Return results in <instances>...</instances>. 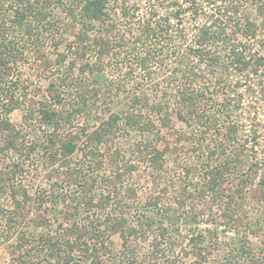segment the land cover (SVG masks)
<instances>
[{
	"label": "trees",
	"instance_id": "16d2710c",
	"mask_svg": "<svg viewBox=\"0 0 264 264\" xmlns=\"http://www.w3.org/2000/svg\"><path fill=\"white\" fill-rule=\"evenodd\" d=\"M169 2L173 7L165 9L171 13L163 19L137 18L142 36L132 43L126 42L125 33L116 34L112 17L118 10L128 25L136 20L137 10L127 7L125 0H0V241H12L11 256L18 264H103L112 253L108 245L112 233L119 235L125 249L130 238L146 241L153 235L152 249L157 250V245L164 243L167 253H172L178 246L174 239L179 232L177 213L187 209L193 214V204L199 203L200 197L207 207L219 204V217L214 221L236 228L253 226L248 214L236 213L240 204L251 198L264 208L262 165L254 157L253 164L248 162L252 174L237 182L233 170L241 153L232 145L238 127L245 126L240 112L234 115L236 106H243L235 101L241 94L240 83L246 75L264 77V54L246 43L257 33H264V0ZM243 3L254 12L253 19L241 18L239 10ZM184 14L196 26L191 35L182 26ZM68 35L74 41L67 46ZM45 42L54 50L51 57L39 55ZM136 46L141 52H135ZM27 49L34 62H44L45 70L54 66L57 71L55 77L48 79L38 101L26 97L28 87L20 83L16 74ZM120 50L124 53L118 55ZM127 54H131V59ZM116 56H121L118 60H128V67L118 80L105 84L106 64L115 61ZM168 61L173 66L166 70L164 82L157 89L154 69L158 67L164 74L162 70ZM137 71L144 78L136 79L132 86L139 90L144 81H149L156 88L150 97L132 93L129 111L124 116L109 115L92 132L80 128V133H64L65 127L73 129L80 122L85 126L84 113L91 110L90 102L99 94L108 98L121 93L128 78L133 79ZM215 90L226 92L218 105L213 103V97L219 96ZM249 92L253 94L255 89L251 87ZM23 105L26 119L35 120L46 129L42 143L25 142L21 130L10 121L9 115ZM140 108L147 116H141ZM172 113L186 127L193 123L202 127L195 139L197 145H192L190 151L198 164H183L177 173L180 190L175 198H167L168 190L161 188L140 200L136 191L122 186L123 175L131 176L140 164H146L153 184L158 186L160 173L168 172L164 156L170 147L168 137L153 133L156 126L151 117L157 118L164 128ZM127 127L146 141L133 145L124 161L120 150L107 146L115 134ZM208 133L214 134L215 142L203 145V137ZM37 151L46 156L42 162L43 178L49 177L47 190L41 192L32 189L31 181H27L29 185L23 181L29 173L30 158ZM73 156L82 157L86 166L93 169L88 178H81L78 169L70 165ZM35 170L37 177L43 172L37 167ZM196 173L201 176L200 182L190 179ZM54 174L62 175L61 182L51 181ZM224 184L225 199L218 197ZM64 185L75 189H64ZM245 190L250 198L244 196ZM138 201L143 202L146 210L135 209ZM171 209L174 211L168 221ZM42 210L57 222L54 231L28 237L20 225L25 224L32 211ZM33 224L49 228L40 221ZM254 226L255 234L264 233V215L254 220ZM204 230L188 239L189 252L185 255H190L191 261L184 258V263L162 260L154 264L206 262L217 241V227ZM261 244L259 251L264 253V237ZM252 253L245 238L239 249L225 258L233 260L220 264H264V257L259 260ZM126 258L127 264L136 262L135 256Z\"/></svg>",
	"mask_w": 264,
	"mask_h": 264
},
{
	"label": "rangeland",
	"instance_id": "374dc122",
	"mask_svg": "<svg viewBox=\"0 0 264 264\" xmlns=\"http://www.w3.org/2000/svg\"><path fill=\"white\" fill-rule=\"evenodd\" d=\"M170 0H125V3L127 4V7L136 9L137 12L135 16L136 20L132 21V25H128V22L126 20L121 19L120 15L118 14L119 11L117 10V13L115 15H112L114 18V24L116 25V34L122 35L125 33V39L126 42L134 43L135 39L141 38L140 34V26L138 24L137 18L146 19L148 16H155L157 19H163L165 15L170 14L171 12L168 9L172 4L170 5ZM176 1V0H174ZM179 1V0H178ZM181 1V0H180ZM182 1H188V0H182ZM121 3L118 4L121 5ZM170 5V6H169ZM173 7V6H172ZM250 7L248 5L244 6L243 4H240V16L241 18L243 16H248L251 19L254 18V12L252 10H249ZM62 13H59L58 16L62 18ZM182 26H184L185 30L189 35L191 33H194L195 25L190 20L189 16H186V14L182 15ZM189 17V19H188ZM177 23V20H174ZM179 25V23L177 24ZM179 27H177L178 29ZM175 30V29H174ZM69 40L65 43L67 46L71 43H73V37L71 35H68L67 37ZM43 42V41H42ZM249 48L257 49L260 51V54H264V33H257L256 37L253 38V40H249L248 42ZM48 42H45L42 44V52L39 54L41 56L45 57H51V54L53 53V48L48 45ZM66 46V45H64ZM135 52H141V49L136 46ZM62 49V48H61ZM122 51V52H121ZM117 50H114V53H116ZM123 50H120L118 52V55L123 54ZM129 58L131 59V54H127ZM30 54V50L27 49L25 55L23 56V60L21 63H18V67L16 70L17 76L20 77V83L22 81L23 85L27 86V93L26 97L31 98L34 101H38L40 98L41 93L46 88V84L48 79L51 80L53 77L56 76L57 71L55 70V67L52 66L48 69H44V62L42 63H36L34 62V57ZM117 57V58H116ZM115 61H110L106 64V67H108L105 71V78L106 83L111 84L116 79L118 80L125 71V68L128 67V60H118L121 56H116ZM41 61V59H39ZM173 66V63L171 61L167 62V65L165 66L164 74L158 71V67L154 69L155 73V79L154 81H157V89L158 85L160 86L164 81V76H166V70L169 71L171 67ZM36 67V68H35ZM168 67V69H167ZM35 71H34V70ZM43 69V71H41ZM20 74V75H19ZM54 75V76H53ZM134 78L131 77L128 78V84L124 91L117 94L116 96H102L99 94L97 96L96 100H92L90 102V108L91 110L87 113H84V119H85V126H81L82 122H80L79 126L76 125L71 129V127H65L64 133H67V131H76L80 133V128L86 129L87 132H92L93 130L97 129L101 126L102 121H105L109 115L112 114H120L121 116L126 114V111H129V99L130 95L132 93H139L149 96L153 94V91L156 88H153V86H150L149 81H144L142 83L143 86H139V90H134L135 86H132V83L138 78L143 77L144 75H141V72H135L132 75ZM226 87H228L225 84ZM97 87H100L98 85ZM225 90H229V88H226ZM253 87L255 89V93L251 94L250 89ZM152 88V90H151ZM241 92V94L238 93L236 96L235 101L238 104V101L242 103L243 106H236L235 114L236 112H240L241 119L245 121L244 127H238V133L237 138H235L232 141V145L235 149H238L240 154L239 160L236 163V170H233V174L236 178V181H242L245 179V176H249L248 167H250L249 163L255 162L254 157H256L259 160V163L262 165V170L260 171L261 174L264 175V77L263 76H257V77H251V76H245L240 83V86L238 88ZM137 91V92H136ZM173 91V90H171ZM218 91V97H213V103H216L217 105L220 104L225 94H223L220 90ZM19 91H17L18 93ZM20 92L23 93V89H20ZM19 92V94H20ZM229 95H234L236 93L229 92ZM217 94V93H216ZM21 95V94H20ZM243 95V96H242ZM22 97V96H21ZM150 97V96H149ZM95 101V102H93ZM212 103V104H213ZM235 103V104H236ZM94 107V108H93ZM25 109L26 107L20 106L19 108H16L10 115L9 119L10 121L18 127V129L21 130V134L24 137L25 142H37L42 143V139H44V135L46 132V129L41 126L39 123H37L35 120H27L25 117ZM141 116H147L146 113H144V109L140 108ZM229 111V110H228ZM134 113H136L134 111ZM154 119L153 123L156 127L153 129V133L157 134L159 133L160 136L168 137L169 139V147L167 154L164 156V159L166 161V167L168 172H161V178H159V184H157L155 187L153 178L149 175V171L147 168H145L146 164H140L139 168L134 170L130 175L124 174L122 178V183L124 188H132L137 193V197L141 200L142 198H145L148 194H155L157 191L166 188L168 192H166V197L169 199L175 198V195L179 193V184L176 182L177 180V173H180L181 167L183 164L188 163V165H196L197 162H195L196 158H194L195 154H190L191 146L197 145V140H195L198 135L199 131L202 128L198 124L195 123L192 124V126L186 127V125L179 121L174 113H172L169 116V123L167 127H161L160 123L158 122L157 118L151 117ZM29 123H31L29 125ZM118 127L122 129L123 127L121 123H118ZM201 127V128H199ZM130 129L127 127L125 130H120L115 136L108 142V149H117L120 150L122 153V157L124 161H127L129 157V153L131 152V147L133 145H136L137 142H143L146 141V139H142L140 134L135 131H129ZM170 134H173L170 136ZM196 135V136H195ZM176 137L178 140L176 141ZM194 137V138H193ZM80 138L83 139V136L80 135ZM203 145H212L213 142H215L214 134H206L203 137ZM217 139V138H216ZM173 140V141H171ZM231 142V141H230ZM234 149V150H235ZM252 149V150H251ZM256 149V150H254ZM39 151V150H38ZM36 152L31 158L29 165V173L27 172L26 177L23 178V181L28 184L27 181H31L33 183V190L37 192H41L44 190H47L48 187V179L49 177L43 178V174L45 172V168H42V162L46 158V156L41 155L39 152ZM101 151H104L101 148ZM102 153L99 151V154ZM73 159L70 161V165L72 167H75L78 169L79 173L81 174V178H88L91 171L93 170L91 168H88L86 165V160L82 159L80 156H73ZM198 164V163H197ZM40 168L41 172L40 176H36L35 174V168ZM148 167V166H147ZM31 171V172H30ZM33 171V172H32ZM34 174V175H32ZM192 176L190 179H194L196 182H200V177ZM51 181L53 182H61L62 175L61 174H54L52 175ZM196 177V178H194ZM32 178V179H31ZM157 178H155L156 180ZM158 181V180H156ZM236 182V183H237ZM29 185V184H28ZM251 185H248L250 187ZM187 189L188 192L191 191V187ZM64 189H75L71 186L64 185ZM226 184L222 187V193L218 196L219 198H224V195H226ZM244 196L246 198H250L248 195V191H244ZM220 200V199H219ZM246 204H240L241 207H238L236 209L237 214H248V217H250V222L253 221V226L249 227L250 229H247L248 224L246 226H241L240 228L227 226L224 223H221L220 221H214V219H218L219 212H217V208H219V204L217 202L216 206H206V202L202 197H200L199 203L193 204L194 206V213L188 212V210L184 211H178L177 216L179 217L177 221L179 220V232L175 235V240L178 241V246L176 249H174L172 253H167L169 251L164 243L157 245V250L152 246V236L148 238V240H135L133 238H130L127 243V248L125 249L122 245L121 238L118 234L112 233L109 236V247L112 250V253L109 255V257L103 262V264H127V256L132 255L136 257V262H132L134 264H154L155 261H175L180 263H184L182 259H186L187 261H191L190 255H185V253L189 252L188 249V239L192 234H196L199 232H204V229H210V227H217V235L216 239L217 241L214 243V248L212 249V253L210 256L208 255L206 258V262H202V264H220L224 262L225 260L232 261L230 259H225L229 257L235 250L239 249V247L242 244V240L246 238V241L249 243V247L252 250V254L254 258L259 259L264 257V253H260L259 249L261 248V239L264 237V233L257 232L255 234L256 227L254 226V220L258 217L264 215V208L261 204L255 202L254 199H248L246 200ZM140 201L135 203V209L139 210H146L143 207V202L139 203ZM216 204V203H215ZM176 207V206H175ZM1 209V207H0ZM1 211V210H0ZM41 211V210H40ZM171 211H174L171 209L168 213V221L172 219ZM1 213L0 212V219H1ZM49 212L47 211V214L45 215L44 210L42 212H31L26 217L25 224H21L20 227L22 230L28 235V237H35L41 234L43 231H54L55 225H57V222L53 218H49ZM150 215V213H149ZM170 218V219H169ZM167 221V219H165ZM211 220V221H210ZM36 221H40L43 225L49 226L46 230L45 228H39L35 226ZM3 222L1 223L0 220V230L3 228ZM251 231H254L251 232ZM12 241L8 243H4L0 241V264H18L16 262L15 257L11 256L13 253L11 252L12 249ZM154 251V252H153ZM79 261V260H78ZM135 261V260H134ZM194 261H192L191 264H193ZM80 264V263H79Z\"/></svg>",
	"mask_w": 264,
	"mask_h": 264
}]
</instances>
